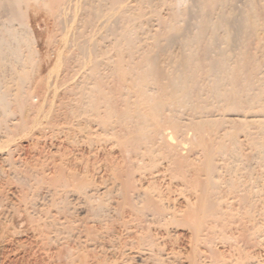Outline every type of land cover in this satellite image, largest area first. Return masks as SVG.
I'll return each mask as SVG.
<instances>
[{"label":"rangeland","instance_id":"374dc122","mask_svg":"<svg viewBox=\"0 0 264 264\" xmlns=\"http://www.w3.org/2000/svg\"><path fill=\"white\" fill-rule=\"evenodd\" d=\"M30 1L23 0L24 23L18 20L16 27L23 33L24 24L32 28L34 59L23 45L22 65L15 63L7 77L0 74L3 91L10 92L7 106L0 92V264H264V150L255 143L264 141V123L245 125L238 118L264 116V95L251 110L228 109L205 83L200 96L193 95L203 109L179 110L171 95L150 84L164 103L160 127L128 137L125 133L138 124L135 113L126 124L116 116L113 124L105 123L111 110H138L143 99L124 81L121 68L134 81L151 71L140 56L156 54L164 70L177 66L171 60L183 51L181 36L197 32L202 17L198 1L181 0L171 11L166 0H128L137 23L131 35L138 58L131 66L120 63L108 29L102 42L108 55L93 76L82 53L63 41L55 9ZM248 2L230 0L229 15L239 16ZM218 32L230 42L221 45L233 56L244 49L262 60L264 28L246 35L242 49L234 28ZM168 34L176 39L170 41ZM58 52L70 55L61 68ZM32 68L28 77L21 74ZM22 77L24 90L34 96L31 104L22 100ZM208 119L214 123L205 124L203 137L191 124ZM174 122L181 126L176 136L186 140L183 153L161 135ZM225 134L230 139L223 149Z\"/></svg>","mask_w":264,"mask_h":264},{"label":"bare ground","instance_id":"6f19581e","mask_svg":"<svg viewBox=\"0 0 264 264\" xmlns=\"http://www.w3.org/2000/svg\"><path fill=\"white\" fill-rule=\"evenodd\" d=\"M24 1H26V5H27L30 0H24ZM33 1L36 3L37 2L41 3L44 7L48 6L50 10L55 9V14L53 15V18H54V21L59 26L58 29L61 31V37L63 41H65L66 46H68L69 48L72 46L75 48V50L82 53L81 59L83 60L84 65L87 66L90 71L89 76L97 75L96 72L98 73V71H100V66L103 63L102 60L107 58L109 50L108 51L106 50L105 45L102 42L108 36L107 35L108 29L112 30L114 34V39L117 41V43H115L116 44L115 49L119 57L120 63H122L123 65H130V62H134L138 58L136 56L137 52L133 48L135 47L134 46L135 44H134V39L131 35L132 30L133 28H135L137 23L135 19L134 21L132 19V15H133L132 9L134 8H132V5L130 4L128 0H33ZM143 1L144 0H142V2ZM182 1L181 0H168V1L166 0V2L167 3L169 2L172 6V7L171 6L169 7V10L171 11L172 10L174 11V9L177 10L178 7H180V4ZM197 1H198L197 6L200 8V12H201L200 17L201 16L202 17L199 20V23L197 25V32L195 33L188 32L181 36L183 39L180 38L179 41L181 45L183 46V51H181V53L178 56H175V58L171 60V63L172 64L175 63L177 64V66L174 65L172 70H169L166 68H165L166 70L161 69L158 63L159 57L156 54L155 55L146 54L145 56H140V58L141 60L144 58L145 64L147 63L146 65H148L151 71L149 72L145 71V72L139 73V75L135 77L136 80L132 81L129 79L130 75L128 74L129 72L127 71V69L121 68L119 70V72L121 71L120 74L124 78V81L128 83L127 85L130 87V89L135 90L138 96L143 98L142 100L140 99L141 104L138 110H135V111L126 110V111H120V112L118 110H115V111L111 110L107 114L106 118H108V120H106L107 122L105 123L113 124L115 120L113 121L111 119L112 117L116 116L118 118L116 120L118 123L124 122L126 124L127 120L128 121L130 120L131 115L135 113V118H138L137 119L138 124L135 125L134 129L131 132H129L128 130L125 133V136L130 137V134L133 132L135 134L139 132L145 136V133H148L146 132L147 130L150 131V128H153L155 126L160 127L162 122L164 121L163 119L164 118V114H163L164 103L162 99L155 98V96L153 95L151 91L150 84L157 83L159 85V90H160L161 95H171L175 103V106L179 110L189 105H194L195 110L203 109V103H202L201 98H199L200 101L197 104L194 102L193 95L197 93L198 96H200V92L203 90V86L205 83H207V85L209 86V90H211V93L218 99V101L223 102L225 107L228 109L232 108L234 110V108H239V109L243 108L244 110H251L254 105L256 104L258 105V103L263 102L262 99L264 95V69L262 68L263 66L262 60L264 62V51L261 52L263 54V56L261 57L262 58L261 60L260 58H258L260 56L257 57L251 52L249 53H251L252 55H249V54L245 55L243 51L244 49H242V47L246 48L247 46L246 45L247 39H245V37L246 38L248 37L246 35L251 36L253 34H256L260 29L264 28L263 27L264 26V21H263L264 20V5L259 6L260 4L258 5L253 0H249L246 8L243 9L242 12L241 11L239 12L240 13L239 16L233 15V17H231L232 15L230 16L229 14L232 13L233 6L231 5L230 0H197ZM22 2L23 0H0V74L1 75L3 74L6 77L8 73L12 72L13 70L12 68L15 63L22 65L23 60H24V57H23L24 53L22 49L23 45H26L29 48V50H31L29 55L32 59H34V56H35L34 55L35 51H33V49L31 48L32 47L31 44L33 43V36L31 33L33 32L32 28L27 23L24 25L21 24L23 25V26L20 25L21 28H23L24 26L26 28L28 27V31H27L28 33L26 32V28L24 29L25 33H23L22 30L19 29V27H16V22L18 20H22L20 21L21 23L23 22V19L25 18V14H24L25 12L23 11L21 7ZM131 11H132V15L130 14ZM85 15L87 16L85 17ZM136 19H138V17ZM110 21H113L111 26L109 25ZM169 25L168 26L171 28L172 27L177 28L176 25H174V23H169ZM85 27H89L92 30L91 33L90 32L88 33L87 31H85L83 29ZM228 28H234V30L237 31L236 32L237 35L235 36L236 37L235 39H237L238 41L236 40L237 41L236 43H238V46H240V48L242 49V52L239 50L240 52H238V54H235L237 53L238 51L237 50L234 53L236 57L233 56V54H230L231 53L230 47L228 49V46L226 47V46L221 45L222 43L226 45H231L230 42L228 44V41H226L225 36H221L218 32V30H221V29L227 30ZM29 34L32 37H30ZM167 38L170 41L176 39L173 35H170V34L167 35ZM235 39L232 38L234 42H235ZM234 46L236 47L237 44ZM228 50H230L229 51L230 53L228 52ZM72 51L74 50L72 49ZM246 51H250V49ZM69 56L70 55H68L67 53L65 54L64 52L59 53V59H58L59 65L58 66L60 68H61L63 60H66L67 58H69ZM33 71L34 69L32 68L30 71H26V70L22 71L21 74H24L27 76L28 73H32ZM202 72L204 73V75L202 74ZM57 76H59V74H57ZM21 79H22V85H23L21 86L23 89L21 91V94H22L21 97L23 98L22 100L24 101V103L31 104L34 99V96L27 94V91H25L23 88L26 82V78L22 77ZM1 81L2 80L0 79V92L2 93L1 101L4 105L7 106V104L9 103L7 100V96H8V93L10 92H8L9 90L3 91L4 88L2 89V87H4V84ZM47 86L49 87V85ZM95 86H96V83H95ZM55 89L56 88L53 89L54 94L56 93ZM94 90L98 91V88L94 87L93 91ZM45 96L47 97V95ZM89 97L87 98V100L89 99ZM262 107H264V104H262ZM93 111H96V110H93ZM263 117L264 116H258L255 114L238 115L239 120L242 122H245V125H247L246 123L248 122L249 123H259V124L264 123ZM211 123H214V120L208 119V120L193 122L191 125H193V127H195L196 129L201 130L203 134L205 130L204 129L205 124H211ZM165 125H167V122L165 123ZM177 127H181V126H178L174 122V124H171L170 127L164 128L162 130L161 135L164 136L167 143H170L171 146L176 147L179 150L181 149L184 150L183 148H186L185 147L186 140H182L181 138H179L181 140L178 139L175 133L176 131L175 128ZM111 129L115 130L116 128L115 129L111 128ZM183 133H184V130H183ZM204 135L205 133L203 134V137ZM228 135L229 134H225L224 137L221 138V142L219 144L220 148L223 147V149H225L224 143H225L226 137L230 136ZM211 138H212V135H211ZM176 139L178 140L176 141ZM217 140L218 139H216L215 141ZM255 143L259 145L262 148V150H264L263 140H257L255 141ZM155 146L156 144L153 147ZM183 152H185V150L182 151V153ZM197 194H200V193H197ZM192 199H195V198H192ZM128 214H130V212ZM215 218H216V214H215ZM238 250L240 251V254H242L241 250L240 249ZM242 258L244 259L243 255H242Z\"/></svg>","mask_w":264,"mask_h":264}]
</instances>
